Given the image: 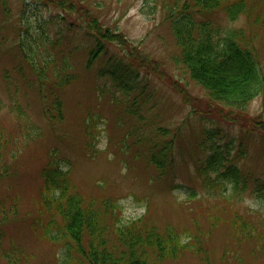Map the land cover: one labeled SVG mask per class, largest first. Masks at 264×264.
Wrapping results in <instances>:
<instances>
[{"label": "rangeland", "instance_id": "rangeland-1", "mask_svg": "<svg viewBox=\"0 0 264 264\" xmlns=\"http://www.w3.org/2000/svg\"><path fill=\"white\" fill-rule=\"evenodd\" d=\"M90 1L99 21L126 39L122 44L107 43L90 66L89 38L69 28L76 15L45 5L28 6L33 25H41L52 38L60 37L61 53L67 56L76 48L71 58L77 80L55 93L63 104L59 122L46 120L43 108L52 107L54 96L45 101L37 87H30L25 78L34 76L18 60L16 49L0 51V96L6 95L2 70L7 69L11 81L19 84L20 104L39 128L27 146L19 137L12 148L15 158L7 159L8 174L0 179V199L15 197L19 207L17 216L4 222L0 216V264H8L2 249L12 244L22 249L28 259L24 264H87L68 237L51 241L43 234L45 226L50 230L51 218L38 211L35 201L40 169L50 152L70 170V180L84 196L119 203L124 222L144 218L160 230L171 225L181 241L192 243L161 264H264V251L255 252L256 243L238 247L229 228L237 213L264 231V87L241 109L212 100L174 60L180 53L173 20L164 9L169 0ZM245 1L250 16L231 22L220 9L198 19L209 22L219 39L241 32L258 52L264 79V27L261 21L254 23L256 16L263 17V0ZM11 5L10 24H20L22 5L15 0ZM18 63L26 76L17 71ZM15 122L6 111L0 113V126L16 137ZM162 145L168 158L160 173L148 164V156ZM215 152L244 177L246 186L240 184L237 199L204 191L198 167Z\"/></svg>", "mask_w": 264, "mask_h": 264}, {"label": "trees", "instance_id": "trees-1", "mask_svg": "<svg viewBox=\"0 0 264 264\" xmlns=\"http://www.w3.org/2000/svg\"><path fill=\"white\" fill-rule=\"evenodd\" d=\"M15 1L22 5L18 14L22 16V22L16 25L10 24L14 17L12 0H0V51L3 48L16 49L18 60L24 62L29 75L34 76L33 80L25 78L30 87H37L45 101L47 97L54 96L52 107L43 108L46 120L59 122L64 117L63 104L55 93L77 80L71 58L76 48L66 52L67 56L61 53L57 49L61 44L60 37L52 38L41 25L31 23L29 4L50 6L62 14L76 15L69 28L74 31L80 29L89 38L88 66L106 49L107 43L122 44L126 43V39L99 21L96 12L91 11L93 2L90 0ZM170 4L172 7L168 9ZM165 8L168 18L173 20L171 30L180 53L175 62L187 70L191 79L203 87L212 100L241 109L261 93L264 87L261 61L250 41L243 39L241 32L236 30L219 39L209 22L198 19L201 14L220 9L231 22L243 15L250 16L251 7L245 0H169L164 4ZM262 11L263 17L256 16L254 23L261 21L264 27V0ZM22 66L18 63L17 71L26 76ZM2 72L6 95L0 96V113L6 111L14 117V127L19 136L15 137L11 131L0 126V179L8 174L7 159L15 158L17 151L12 148L17 141L21 138L27 146L39 131L19 102L18 82L11 81V73L7 69ZM86 146L91 148V142L87 141ZM166 151V146L162 145L148 156V164L160 173L167 167ZM62 162L52 152L49 153L40 169L41 184L35 201L38 211L43 210L50 215L47 225L50 230L45 226L43 234L45 232L51 241L68 237L87 264H161L166 259L176 258L186 247H192L191 242L181 241L178 231L171 225H165L160 230L144 218L124 222L119 216V203L110 199L87 198L76 190L70 180V170L65 169ZM229 164L218 152L205 158L198 167L199 174L204 178L205 193L221 196L229 193L231 199L239 198V186L245 184V187L246 183L239 169ZM255 191L261 192L259 189ZM18 208L15 197L1 198L0 216L3 222L8 220V216H17ZM229 228L238 247L256 243L252 249L255 252L264 251V231H259L244 216L235 213L229 220ZM72 248L67 249L68 256ZM22 255V249L14 244L6 250L2 249V257L8 264H24V260L28 259ZM236 261L240 262L239 257Z\"/></svg>", "mask_w": 264, "mask_h": 264}]
</instances>
